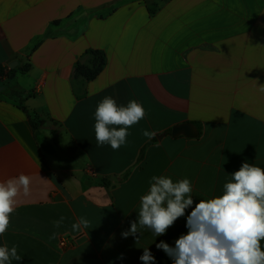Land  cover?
I'll use <instances>...</instances> for the list:
<instances>
[{
	"label": "crops",
	"instance_id": "crops-1",
	"mask_svg": "<svg viewBox=\"0 0 264 264\" xmlns=\"http://www.w3.org/2000/svg\"><path fill=\"white\" fill-rule=\"evenodd\" d=\"M0 65L32 94L23 110L0 81V181L31 177L0 235L11 264H143L147 247L173 264L156 244L174 247L244 162L264 169V0H0ZM105 97L146 111L118 150L95 138ZM184 123L195 138L171 136ZM161 175L189 179L193 206L162 236L125 238Z\"/></svg>",
	"mask_w": 264,
	"mask_h": 264
},
{
	"label": "clouds",
	"instance_id": "clouds-1",
	"mask_svg": "<svg viewBox=\"0 0 264 264\" xmlns=\"http://www.w3.org/2000/svg\"><path fill=\"white\" fill-rule=\"evenodd\" d=\"M264 92V85L259 86ZM146 116L143 106L136 100L127 106H118L111 97H105L95 111V138L98 146L109 144L118 150L126 143L128 128ZM148 139L156 132L143 131ZM223 194L209 200H200L187 215L188 232L175 241V246L161 241L157 249L163 250L173 264H264V169L244 162L231 174V180L223 186ZM193 188L189 179L178 182L166 176H153L150 190L140 197L138 221L131 223L126 238L135 236L139 229L148 228L155 236L166 234L186 209L194 204ZM31 195V177L24 173L18 177L0 181V235L10 226L11 214L20 196ZM65 218L54 222L59 227ZM89 227V221L80 218L72 224V230ZM52 239L55 238L53 233ZM123 259V255L119 257ZM19 261L17 247L0 246V264ZM143 264H155V257L148 247L139 258Z\"/></svg>",
	"mask_w": 264,
	"mask_h": 264
},
{
	"label": "trees",
	"instance_id": "trees-1",
	"mask_svg": "<svg viewBox=\"0 0 264 264\" xmlns=\"http://www.w3.org/2000/svg\"><path fill=\"white\" fill-rule=\"evenodd\" d=\"M154 9L151 10V13H154ZM16 70L11 69L9 71H5V68L0 65V81L4 85L3 94L12 102L19 105L23 110H26L24 107V102L27 98L31 97L30 95H25V93L17 86V84L14 83L13 75L15 74ZM83 75H85L88 79L91 78L90 75H88L83 70L81 71ZM32 126L35 128L36 123H34V120L32 121ZM169 132V131H168Z\"/></svg>",
	"mask_w": 264,
	"mask_h": 264
},
{
	"label": "water",
	"instance_id": "water-1",
	"mask_svg": "<svg viewBox=\"0 0 264 264\" xmlns=\"http://www.w3.org/2000/svg\"><path fill=\"white\" fill-rule=\"evenodd\" d=\"M10 68L13 69L14 65H10ZM1 90H2V87H0V91ZM170 134L174 138L178 136H184L186 138L192 139L197 136V130L192 124L184 123V124H180V125L172 127Z\"/></svg>",
	"mask_w": 264,
	"mask_h": 264
},
{
	"label": "built area",
	"instance_id": "built-area-1",
	"mask_svg": "<svg viewBox=\"0 0 264 264\" xmlns=\"http://www.w3.org/2000/svg\"><path fill=\"white\" fill-rule=\"evenodd\" d=\"M67 243H68V241L66 239H61L60 240V245L61 246H65V245H67Z\"/></svg>",
	"mask_w": 264,
	"mask_h": 264
}]
</instances>
